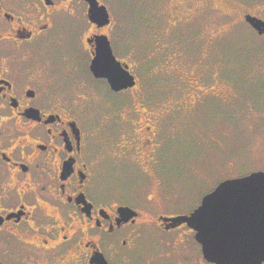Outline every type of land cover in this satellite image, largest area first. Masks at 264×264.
I'll list each match as a JSON object with an SVG mask.
<instances>
[{"label":"flooded vegetation","instance_id":"flooded-vegetation-1","mask_svg":"<svg viewBox=\"0 0 264 264\" xmlns=\"http://www.w3.org/2000/svg\"><path fill=\"white\" fill-rule=\"evenodd\" d=\"M115 1L98 0L110 17L99 26L89 19L88 0H0V264H217L204 257L187 223L170 227L163 219L190 214L203 198L184 214L153 213L154 194L138 208L114 181L106 185L103 164L132 163L159 183L165 120L193 115L209 97L228 101L235 94L204 59L174 64L170 72L166 60L162 71L177 78L174 86L158 83L157 102L136 75V85L120 91L95 77L90 64L98 36H108L111 46L118 39L108 6ZM124 1L147 9L159 37L160 23L175 39L216 15H238L236 24L264 38L247 20H264V0ZM182 46L173 48L176 55L189 45ZM83 49L91 75L113 92L129 91L127 102H104L81 76Z\"/></svg>","mask_w":264,"mask_h":264},{"label":"rangeland","instance_id":"rangeland-1","mask_svg":"<svg viewBox=\"0 0 264 264\" xmlns=\"http://www.w3.org/2000/svg\"><path fill=\"white\" fill-rule=\"evenodd\" d=\"M108 6L116 16L115 30L119 32L118 39L112 37L114 53L132 65L140 88L147 91L153 102L161 100L156 87L162 82L168 87L175 85L177 77L162 71L166 60L170 72L174 64L177 68L186 64L192 67L204 59L220 80L231 86L235 97L228 101L209 97L193 115L165 120L159 183L155 179L153 183L132 163L113 165L105 159L106 185L114 181L138 208H143L146 196L154 194L153 213L175 215L192 210L225 179L264 171V38L248 24H236L238 15L233 19L216 15L207 27L196 28L189 36L181 34L176 40L160 23L158 27L164 34L159 37L153 33L156 24L148 18L143 5L116 0ZM195 35L198 41L193 39ZM176 43L182 48L189 45L184 52L177 50L182 55L175 54ZM49 46L53 48L51 43ZM161 47L167 51L163 52ZM78 63L81 76L100 91L101 100L114 105L128 101L129 91L113 92L103 80L91 75L87 50L79 52ZM175 96L172 94L171 100L178 99Z\"/></svg>","mask_w":264,"mask_h":264},{"label":"water","instance_id":"water-1","mask_svg":"<svg viewBox=\"0 0 264 264\" xmlns=\"http://www.w3.org/2000/svg\"><path fill=\"white\" fill-rule=\"evenodd\" d=\"M90 3L89 19L99 26L110 23L107 7L98 0ZM247 20L264 33V20L249 15ZM90 70L105 78L112 90L136 85L128 63L114 54L108 36L97 38ZM127 209V208H125ZM170 227L187 223L196 231L204 257L217 264H262L264 262V171L221 181L206 194L190 214L164 217Z\"/></svg>","mask_w":264,"mask_h":264}]
</instances>
